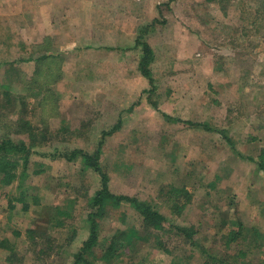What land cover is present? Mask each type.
<instances>
[{
    "label": "rangeland",
    "instance_id": "374dc122",
    "mask_svg": "<svg viewBox=\"0 0 264 264\" xmlns=\"http://www.w3.org/2000/svg\"><path fill=\"white\" fill-rule=\"evenodd\" d=\"M146 25L150 93L132 47ZM18 119L34 146L0 185V241L13 244L0 246V264L71 263L98 181L79 155H62L93 150L117 119L103 138L109 190L145 200L167 223L149 228L104 203L99 237L128 232L108 264H204L205 253L217 257L207 264H264V171L252 160L264 147V0H0V137L27 142ZM30 211L53 215L32 238ZM174 225L194 228L200 248Z\"/></svg>",
    "mask_w": 264,
    "mask_h": 264
},
{
    "label": "trees",
    "instance_id": "16d2710c",
    "mask_svg": "<svg viewBox=\"0 0 264 264\" xmlns=\"http://www.w3.org/2000/svg\"><path fill=\"white\" fill-rule=\"evenodd\" d=\"M172 0H167L171 2ZM149 25V24H148ZM148 25L144 28H140L136 34L133 41V49L139 47V54L137 58L136 67L139 73H141L149 83V90L146 89L149 93L154 89V77L151 73L149 63L153 59V49L144 39V33L146 32ZM46 59V54H41L36 57L35 60L41 61ZM2 86V85H1ZM6 91V90H4ZM7 97L9 96L6 92L4 93ZM8 99V98H5ZM151 106L155 107V102L149 100ZM119 119L108 129L101 131L100 138L98 139L97 146L91 150L87 151L82 148H74L69 154H63L67 160L73 159L76 155L81 157L84 167L90 169L94 172L95 177L98 181V186L95 190L92 191L91 196L89 197L90 209L87 211V220H88V233L81 240L80 245L75 249L71 255L70 264H108L111 260L117 258L123 248V244L127 237V230L116 229L110 234L106 235L103 238L99 237V220L102 219L104 215L103 205L106 202H109L112 207H121L125 206L135 211L140 219L141 223L144 226L153 228L156 230L164 229L167 223L166 217L163 213L153 207L152 204L146 202L145 200H139L133 196H127L123 194H115L109 190L108 187V176L103 167L104 163L102 160V148H103V138L113 134L119 126ZM188 124L199 125L200 128L204 130H210L208 126L200 123H193L187 121ZM15 131H26L28 135V141L26 142L23 139H13L8 134H4L0 137V185L4 186L12 181L16 176H18L26 163L29 160L31 155L32 144L31 140L35 135L31 125L27 120L18 119L15 123ZM35 130V129H34ZM213 130V129H212ZM232 145V141L225 137ZM239 155V154H238ZM240 156V155H239ZM241 157V156H240ZM258 170L264 171V147L260 149L257 158L254 160ZM20 171L18 172V168ZM175 196L179 194H184L186 198L189 196V193L185 191L184 188L174 189ZM3 194V193H2ZM14 199L19 201L21 210H28L24 194L19 193ZM171 206L175 207V210L180 211L179 208L172 204ZM182 207V204L180 205ZM58 214H63L62 211H57ZM32 216L29 217L28 223L25 229V234L32 238L34 235L43 234L46 231V228L49 227L50 222L52 221L53 215L46 214L45 217L38 216V213L30 211ZM49 216V217H48ZM48 217V219H47ZM175 230L178 234L183 235L186 238V241L189 246L200 248L199 245L194 241V234L196 233L195 229L192 227L174 225ZM243 225L238 224L237 229H229L227 236H225V242H235L239 235H241V229ZM6 246L5 248L12 250V245L4 240L0 241V246ZM203 252V251H202ZM205 253V252H203ZM206 260L204 264H207V259H210L212 262L217 260V257L207 255L205 253ZM214 259V260H213ZM221 264H230L226 261H221ZM233 264V263H231Z\"/></svg>",
    "mask_w": 264,
    "mask_h": 264
}]
</instances>
